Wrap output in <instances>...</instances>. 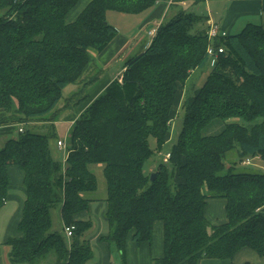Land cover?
Listing matches in <instances>:
<instances>
[{
  "label": "trees",
  "instance_id": "16d2710c",
  "mask_svg": "<svg viewBox=\"0 0 264 264\" xmlns=\"http://www.w3.org/2000/svg\"><path fill=\"white\" fill-rule=\"evenodd\" d=\"M77 1L0 0V128H47L44 135L22 128L0 149V207L10 167L22 173L25 191L19 236L5 242L10 263L88 264L93 253L83 235L92 227L84 219L91 200L84 195L96 190L90 167L100 165L107 235L99 241L121 258L129 238L136 245L151 242L156 222L163 253L150 264L230 261L242 249L264 258V173L236 171L248 158L264 161V28L248 24L210 42L205 18L180 9L125 62L122 82L114 79L73 121L60 163L50 143L56 145L58 104L67 86L96 80L97 73L83 79L89 51L103 52L118 34L106 13L141 14L158 0H89L66 23ZM209 44L213 59L206 54ZM210 62L203 85L183 101L182 128L168 160L150 181L143 172L153 155L148 138L162 149L179 91ZM73 99L65 109L83 100ZM214 199L225 202V221L210 225L205 209ZM54 209L63 227L74 228L69 242L51 232Z\"/></svg>",
  "mask_w": 264,
  "mask_h": 264
},
{
  "label": "crops",
  "instance_id": "0c3cea01",
  "mask_svg": "<svg viewBox=\"0 0 264 264\" xmlns=\"http://www.w3.org/2000/svg\"><path fill=\"white\" fill-rule=\"evenodd\" d=\"M79 2L80 0L77 1L76 5L66 15V23L74 22L86 7L89 0H85L82 8L69 18L71 11L78 6ZM201 2L203 3L202 10L204 13L202 15L205 18V27H208L209 22L212 21L227 35L239 33L248 24L259 25L264 28V0H201ZM189 4V2L178 3L174 0H158L150 10L141 14L129 15L115 12L119 15L115 16L113 27L117 28L115 29L118 31V34L103 52L97 54L94 51H89L90 65L83 75V79L84 81H88L91 73L95 72L97 73L96 80L90 85L83 86L85 91V95L82 97L83 100L77 105L69 107V109L64 108L65 101L70 95L78 92L79 87L82 85H69L63 90L62 98L64 99V104L58 107L62 109V120L61 122L56 121L53 123L55 130L60 123L67 124L69 130L73 121L79 114H81V112H83V110L122 73L125 62L143 51L150 43L152 38L150 32L156 29L161 23L165 22L167 17L169 20L177 11L187 8ZM110 12L113 11L107 13ZM118 65H121L120 69H117ZM69 88L71 92L66 95L67 98H64V91ZM2 115L3 113H0V116ZM34 125L43 126L41 123H36ZM5 130L7 129L3 127L0 128V135L3 134ZM57 140L64 139L57 137L56 142ZM252 163L255 167L264 168L261 166L262 163L264 164V161H261L257 157L254 158ZM24 199L23 175L18 168L10 167L9 186L6 199L4 204L0 207V220L3 225L2 234L0 235V264H11L8 259L9 248L5 245V242L8 238L19 236L17 226L21 220ZM208 214L210 216L214 214V217L217 218L215 220H218L213 225L223 223L225 221V202L221 199L209 200L205 209V218L210 222ZM84 219H87V217ZM155 229H157V240H155L154 237ZM106 235L107 234L97 235L95 237L99 253L93 264H111V246L106 242L99 241L101 237ZM162 242V224L156 222L153 226L150 243L143 242L140 245H136L130 238L128 239L125 255L120 259L121 264H150L152 260L162 256ZM249 252L253 253L255 256H251ZM245 258L251 261H245ZM258 259L264 258H260L251 250L242 249L237 252L230 261L203 259L199 261L198 264H264L263 261ZM90 261H93V257Z\"/></svg>",
  "mask_w": 264,
  "mask_h": 264
},
{
  "label": "rangeland",
  "instance_id": "374dc122",
  "mask_svg": "<svg viewBox=\"0 0 264 264\" xmlns=\"http://www.w3.org/2000/svg\"><path fill=\"white\" fill-rule=\"evenodd\" d=\"M84 2H85V0H80L78 6L71 11L69 18H70V16H72V14H74L75 12H77L79 9L82 8ZM202 5H203L202 2H199L194 6L189 4L188 7L185 8L184 10H185V12L193 13L194 15H197V16H203L202 14L204 12L202 10ZM118 15L119 14H117L115 12L107 13L106 22L109 25L114 26V23H115L114 18H115V16H118ZM167 20H168V17L166 18V21ZM212 64L213 63L210 62L203 69L193 71L191 73L190 77L188 78V80L185 82L184 88L179 91L177 105L174 108V114L172 116L173 118L170 121V126H169V130H168V140L162 145V149L160 151H156L157 150V141H156L155 137L150 136L148 138V145H149L150 150L153 151V155L149 159H147L144 163L143 172L146 175L153 174L155 172L158 165L163 161V156L169 151L171 146H173L176 143L177 135L182 128V122H183V116H184L183 109H182L183 101L186 97L191 96L192 93L196 89L200 88L203 85L204 81L206 80V77L208 76V74L211 70ZM121 65H118L117 69H120ZM123 70H125V69H123ZM95 74H96L95 72L91 73V75L89 76L88 79L93 77V75H95ZM122 74H123V72L121 73V82H122ZM121 82H118V83H121ZM77 86H80V85H77ZM79 91L80 92L78 94L75 93L76 95H74V94L70 95L69 99L72 97V98H74L73 101L76 102L78 99L82 98L83 95H85V91L82 88V86L79 87ZM70 92H71L70 88L65 90L64 94H63L64 98H67L66 95H68ZM63 104H64V99L62 98L58 104V107L62 106ZM61 118H62V114H60L57 121L61 122V120H62ZM18 128H24L30 132H37L38 134H42V135L47 133V128L44 125L43 126L42 125H39V126L35 125V127H34L33 125L22 126V125H16L15 124V125H12L11 127H6L7 130H5L4 133L0 135V149L3 147L4 143L7 140L17 137ZM68 128H69V126L67 124L60 123L57 125L56 130H55L57 137L60 139H64L65 142L68 139V134H69ZM50 143L52 144V149H51L52 157L56 161L63 163L64 162L63 152L58 150V148L55 145V141H52ZM66 155H67V153H66ZM247 160L251 163L242 164L240 167H238L236 169L237 172H252V170H257V171L264 173V168L254 166V164L252 163V161L254 160L253 158H248ZM226 165H229V162H226ZM261 166L264 167V164L262 163ZM90 170L92 171V173L96 177L97 186H96L95 191L89 192V193L84 195L85 198L91 200V202L89 204V208H88L87 219H89L91 221L92 227L88 231L85 232V234L83 235V239L87 240L91 246L92 253H93V261H90L88 264H93L94 261L96 260L97 256H98V253H99V249L96 246L95 237L97 235L107 234V224H106V220H105L106 206H105V202H104V200L106 198V186H105L104 177L102 175V166L101 165L100 166H91ZM212 218H214V219H212ZM208 219L210 220V222H209L210 225H213L214 223H216V221H218V220H215L217 218L214 217V214H213V216L209 215ZM51 220H52L51 232H57V233H60L62 236H64L63 226H62L61 220L59 218V212L57 209L51 210ZM2 228H3V225H2V222L0 220V235L2 234ZM156 230L157 229L154 230L155 240H157V231ZM64 238L66 239L67 242H69L70 238H67L65 236H64ZM110 246H111V248H110V254H111L110 263L111 264H121V260H120L121 257L119 255V253L116 251V249L114 248L113 245H110ZM249 254H251V256H255L253 253L249 252ZM255 258H257V257H255ZM245 259H246L245 261H251L248 258H245ZM46 260L40 261L37 264H49L48 262H51L48 260H47L48 261L47 262ZM258 260H261L264 262V259H258Z\"/></svg>",
  "mask_w": 264,
  "mask_h": 264
},
{
  "label": "built area",
  "instance_id": "2783aa9c",
  "mask_svg": "<svg viewBox=\"0 0 264 264\" xmlns=\"http://www.w3.org/2000/svg\"><path fill=\"white\" fill-rule=\"evenodd\" d=\"M155 30H152L150 32V35L153 36L155 34ZM206 35H207V39L212 42L213 40L215 39H218V38H221V37H225L226 36V33L224 31H222L221 29H219V27L213 23L212 21L209 22V25H208V28H207V31H206ZM218 52H222V49H218ZM206 54L208 55L209 58H215V50L212 46V44H209L208 47L206 48ZM124 70H122L123 72ZM117 81L118 82H121V74H119L117 77H116ZM19 133H21L23 131L22 128H18L17 130ZM56 147L58 148L59 151L63 152L64 154V161L66 159V144H65V140H57L56 142ZM169 158V154H165L163 156V161L166 162ZM246 164H248V161L246 162ZM73 227L70 226V227H63V233L65 235V237L67 238H70L71 236V233L73 231Z\"/></svg>",
  "mask_w": 264,
  "mask_h": 264
},
{
  "label": "water",
  "instance_id": "95a60500",
  "mask_svg": "<svg viewBox=\"0 0 264 264\" xmlns=\"http://www.w3.org/2000/svg\"><path fill=\"white\" fill-rule=\"evenodd\" d=\"M154 179V174L150 175V181H152Z\"/></svg>",
  "mask_w": 264,
  "mask_h": 264
}]
</instances>
